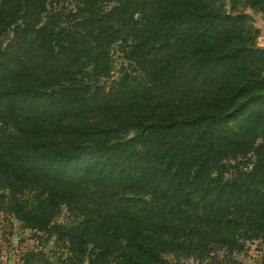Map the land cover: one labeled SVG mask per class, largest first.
<instances>
[{"label": "trees", "instance_id": "obj_1", "mask_svg": "<svg viewBox=\"0 0 264 264\" xmlns=\"http://www.w3.org/2000/svg\"><path fill=\"white\" fill-rule=\"evenodd\" d=\"M243 20L215 0H0V210L61 246L21 264H174L170 243L245 264L255 239L264 264V47Z\"/></svg>", "mask_w": 264, "mask_h": 264}, {"label": "rangeland", "instance_id": "obj_2", "mask_svg": "<svg viewBox=\"0 0 264 264\" xmlns=\"http://www.w3.org/2000/svg\"><path fill=\"white\" fill-rule=\"evenodd\" d=\"M213 1V0H212ZM222 2L226 10L231 14H242L245 27L254 35L256 44L264 47V0H215ZM73 3V0H66V3ZM114 59V75H117L118 66L122 60L116 47L112 48ZM5 191L0 179V192ZM128 209L137 212L139 202L137 200L126 203ZM55 221L64 226L86 227L87 221L74 210L62 206ZM159 236L166 238L167 234L159 233ZM175 243V242H174ZM29 249H41L46 254L54 256L61 249L60 243L55 241L54 236L47 240L44 235L30 228L23 227L21 222L9 213L0 210V264H21V258ZM50 251L54 253H50ZM186 250L181 246L168 244L163 255L174 261V264H216L223 253L222 249L213 250L202 256H195L189 253L185 256ZM262 245L259 240L247 241L242 252L234 256L245 264H261Z\"/></svg>", "mask_w": 264, "mask_h": 264}]
</instances>
